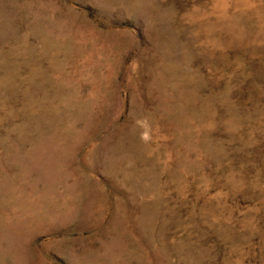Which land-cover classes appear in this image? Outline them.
Returning a JSON list of instances; mask_svg holds the SVG:
<instances>
[{"label": "rangeland", "instance_id": "obj_1", "mask_svg": "<svg viewBox=\"0 0 264 264\" xmlns=\"http://www.w3.org/2000/svg\"><path fill=\"white\" fill-rule=\"evenodd\" d=\"M0 264H264V0H0Z\"/></svg>", "mask_w": 264, "mask_h": 264}]
</instances>
